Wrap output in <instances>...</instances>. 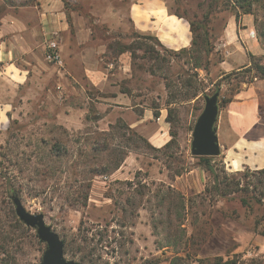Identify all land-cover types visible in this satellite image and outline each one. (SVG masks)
Segmentation results:
<instances>
[{
  "label": "rangeland",
  "instance_id": "374dc122",
  "mask_svg": "<svg viewBox=\"0 0 264 264\" xmlns=\"http://www.w3.org/2000/svg\"><path fill=\"white\" fill-rule=\"evenodd\" d=\"M136 1L61 0L70 32L71 19L85 25L87 45L95 47L100 68L110 73L107 83L114 85L116 94L125 91L129 101L100 103L105 93L86 79L82 88L69 89L58 77L63 66L48 61L54 69L50 81L54 97L34 95L20 116L0 127V229L17 227L11 199L16 193L28 211L42 213L45 223L68 241L66 259L80 261L86 255L84 264H168L172 256L184 255V241L192 234L194 259L242 252L244 258L264 263V244L237 239L242 230L253 231L257 220L264 223V196L262 204L255 203L254 196L260 195L251 189L258 174L249 168L236 172L233 177L239 186L249 182L250 191L221 197L209 190L212 175L190 152L204 95L218 91L219 109L245 79L244 70L223 72L218 64L223 57L222 28L238 8L222 1L208 16L206 28L215 49L205 70L194 68L200 61L197 51L164 49L155 37H145L153 33L135 29L130 8ZM163 2L170 14L187 21L185 17L200 19L210 0ZM37 5L38 0H0V17L11 13L28 19ZM251 14L260 23L264 2L254 1ZM144 107L170 108L167 141L171 133L174 137L169 147L150 141L158 129L155 115L137 129L128 126L132 112L141 115ZM219 156H214L215 170L221 175L224 165ZM194 168L203 169L205 177L184 175ZM175 175H183V187L173 183ZM258 189L263 190L264 184ZM250 196L251 205H242L241 197ZM23 225L25 230L15 229L19 238L11 240L8 255L13 264H38L46 244L35 228ZM194 259L190 264H199Z\"/></svg>",
  "mask_w": 264,
  "mask_h": 264
},
{
  "label": "crops",
  "instance_id": "0c3cea01",
  "mask_svg": "<svg viewBox=\"0 0 264 264\" xmlns=\"http://www.w3.org/2000/svg\"><path fill=\"white\" fill-rule=\"evenodd\" d=\"M130 18L135 29L153 33L166 48L190 45L187 21L170 14L163 0H137L130 8ZM71 21L73 33L69 30V15L63 10L61 0H38L34 15L28 19L11 13L0 17V127H6L10 119L20 116L34 95L44 93L47 99L54 97L53 86L50 87L54 69L44 57L45 45L52 32L62 35L59 51L64 62L58 77L66 87L82 88L81 81L86 79L89 86L105 93L100 103L128 104L126 92L116 94L114 85L107 83L110 73L106 68H100L95 47L87 45L89 37L85 25L79 19L78 22ZM220 40L223 59L218 64L223 72L247 67L250 64L248 54L264 55L251 13H240L238 19L229 15ZM107 87L112 88L108 91ZM127 108L131 110L129 105ZM153 111L158 112L155 115L158 129L150 141L158 147L168 139L166 107H144L141 115L132 112L134 117L128 126L137 129L154 116ZM214 128L220 146L219 158L225 169L236 172L244 168H264V78L254 76L242 82L218 109ZM189 174L205 177V171L199 168L190 169L184 175L188 177ZM182 176L175 175L173 183L182 186ZM242 231L238 233V240L253 238L264 244V236L247 229Z\"/></svg>",
  "mask_w": 264,
  "mask_h": 264
},
{
  "label": "trees",
  "instance_id": "16d2710c",
  "mask_svg": "<svg viewBox=\"0 0 264 264\" xmlns=\"http://www.w3.org/2000/svg\"><path fill=\"white\" fill-rule=\"evenodd\" d=\"M222 1L230 2L232 3L231 5L233 6V8H236V9L238 8V10H235L234 13L232 14V15H235L236 19H238L239 13H252V4L254 1H258L261 3L264 2V0H210L209 5L205 8V11L202 17H200V19H193V18L185 17V19L188 21V24H189V30L191 32V41H190L189 47H182L178 51H181V52L182 51L187 52L189 50L197 51L196 57L200 61L195 62L194 68L203 66V69L206 70L209 64L210 55L215 49L214 48L215 46L213 44H210L209 42V34L207 32L206 22H207V19L210 13H212L215 10V8L218 7V4ZM254 23H255V31H256L257 37L264 46V19L260 23H258L257 19L254 18ZM145 37H155L157 41L159 42V44L163 46V44L160 43V41L158 40L156 36H152L151 34H148V35H145ZM163 47L164 49H169V48H166L165 46ZM124 48L130 49V46L126 45V47L124 46ZM147 50L153 51V49L151 48ZM248 57L250 60V64L247 67H244L241 69V70H244L245 72L244 74L245 79H243L242 81L243 82L249 81L254 76L264 78V62L260 61V59H262V56H255L253 54H248ZM222 59L223 57H221L219 61H221ZM224 75H227V73ZM195 95L196 94H194V96ZM157 113H158L157 111H153V115H157ZM169 113H170V108L167 109V115H166L167 121H168ZM171 135L172 137L167 142H165L163 147H169L170 144L173 142L174 135L173 133H171ZM138 138L145 140V138H143L142 136H138ZM147 146L152 147V145L149 142H147ZM54 148L56 151L59 152V145L55 144ZM194 157L197 159V165L209 171L212 175V186L209 190H214L221 197H224L229 193H235L238 190L245 191L246 193L250 191L248 188L249 182H246L245 186H239L240 184L239 181L235 180V178L233 177L234 174H236V172H239V171H236L235 173L233 172L227 173L223 166L221 169L223 174L219 175L215 170L216 161L214 160L215 159L214 156H194ZM220 163H223L221 159H220ZM254 173L258 174V176H257V180L254 183L252 182L251 189L258 190V194L260 195V197L254 196V199L251 196L248 198L241 197L240 199L241 204L246 207H249L251 205L250 201L252 199L257 204L263 203L262 196H264V189L263 190L258 189V186L260 184H264V177L263 179L259 177V176H264V168L255 169ZM227 177H230V178L228 179ZM246 186L247 188H245ZM15 194L16 193H14L12 196H17ZM181 205H183V203ZM16 223H17L16 224L17 227H15L16 230H18L19 228H21L22 230H25L22 222L17 220ZM15 229L12 231L0 229V264H13L12 261L10 260V256L8 255V246L10 245L11 240L14 242V241H17V239L19 238V237H16V235H14V231H16ZM252 230L257 234L264 236V223L261 224V222L257 220L255 224L253 225ZM192 238H193V235L191 234L189 238H187L184 241V246L182 248V252L184 253V255L172 256L169 259L168 264H190V260L194 259L193 257L197 255V252L196 253L191 252V249H192L191 245H194V243L192 242ZM63 242H64L63 251L66 253V251H69V243L68 241H66V239H63ZM243 256H244V253L235 252V253L229 254L226 258H223L222 255L215 254L211 257L209 256L198 257V258H195L194 260H196L199 264H264L262 259L260 258H255V257H249V258L245 257L244 258ZM79 260L80 262H84V261H87L88 259L86 255H81L79 257Z\"/></svg>",
  "mask_w": 264,
  "mask_h": 264
},
{
  "label": "water",
  "instance_id": "95a60500",
  "mask_svg": "<svg viewBox=\"0 0 264 264\" xmlns=\"http://www.w3.org/2000/svg\"><path fill=\"white\" fill-rule=\"evenodd\" d=\"M218 94L204 95V106L197 116L190 141V152L193 156H216L220 146L215 133L214 123L218 113ZM18 219L28 227L35 228L37 237L46 244L38 264H84L64 257V242L49 224L44 221L42 213L28 211L18 196L11 197Z\"/></svg>",
  "mask_w": 264,
  "mask_h": 264
},
{
  "label": "built area",
  "instance_id": "2783aa9c",
  "mask_svg": "<svg viewBox=\"0 0 264 264\" xmlns=\"http://www.w3.org/2000/svg\"><path fill=\"white\" fill-rule=\"evenodd\" d=\"M59 35L57 32H52V36L47 40L45 45L44 57L47 61L61 66L63 64L62 57L59 51Z\"/></svg>",
  "mask_w": 264,
  "mask_h": 264
}]
</instances>
